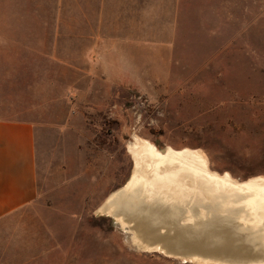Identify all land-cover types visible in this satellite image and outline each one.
Returning a JSON list of instances; mask_svg holds the SVG:
<instances>
[{"label":"rangeland","instance_id":"374dc122","mask_svg":"<svg viewBox=\"0 0 264 264\" xmlns=\"http://www.w3.org/2000/svg\"><path fill=\"white\" fill-rule=\"evenodd\" d=\"M174 2L175 19L145 22V84L110 85L47 56L56 30L77 28L57 18L59 0H0L1 103L42 123L38 197L0 225V264L45 252L69 264H197L135 250L98 212L131 175L134 138L201 150L238 182L264 177V0ZM125 71L119 79L133 83Z\"/></svg>","mask_w":264,"mask_h":264},{"label":"bare ground","instance_id":"6f19581e","mask_svg":"<svg viewBox=\"0 0 264 264\" xmlns=\"http://www.w3.org/2000/svg\"><path fill=\"white\" fill-rule=\"evenodd\" d=\"M127 149L131 175L98 212L113 218L135 250L202 252L224 261L213 264H264V177L238 182L218 174L198 149H157L140 138Z\"/></svg>","mask_w":264,"mask_h":264},{"label":"crops","instance_id":"0c3cea01","mask_svg":"<svg viewBox=\"0 0 264 264\" xmlns=\"http://www.w3.org/2000/svg\"><path fill=\"white\" fill-rule=\"evenodd\" d=\"M56 13L59 20L75 21L77 28L56 30L47 50L49 58L76 70L79 76L92 78L93 83L100 79L110 85H144L143 72L139 74L136 70L144 62L145 46L150 44L145 41V22L166 20L167 15L175 19L176 3L59 0ZM124 68L135 79L133 83L119 79L118 70ZM4 83L0 81V86ZM37 116L16 102L4 105L0 100V225L30 213L37 200L36 133L42 127ZM24 256L16 264H37V260L69 264L70 260L68 254L46 252Z\"/></svg>","mask_w":264,"mask_h":264},{"label":"water","instance_id":"95a60500","mask_svg":"<svg viewBox=\"0 0 264 264\" xmlns=\"http://www.w3.org/2000/svg\"><path fill=\"white\" fill-rule=\"evenodd\" d=\"M165 251L167 252L168 250H165ZM145 252L158 253V254H162V255H164L166 257H174V258H180V259L181 258H184V259L186 258V261H190L191 259H194L196 257V258H199V259H202V260H206V261L211 262L209 264H213L214 262H217V261L218 262H224L223 259L218 258L215 255H212L210 253H202V252H200V253L199 252H197V253H187V251H184V252L182 251L181 253L179 252V254H174V252H177V251H173L172 250L171 252H173V254H171V256H170L168 254L166 255V253L162 252V250L145 251ZM188 252H194V251H188ZM240 262H239V264H242ZM229 263L230 264H233V263L236 264L233 261L232 262H229Z\"/></svg>","mask_w":264,"mask_h":264}]
</instances>
